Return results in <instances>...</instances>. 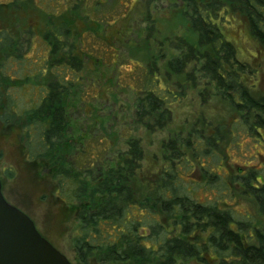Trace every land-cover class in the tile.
<instances>
[{"label":"trees","instance_id":"16d2710c","mask_svg":"<svg viewBox=\"0 0 264 264\" xmlns=\"http://www.w3.org/2000/svg\"><path fill=\"white\" fill-rule=\"evenodd\" d=\"M149 1L145 29L152 43L160 30L150 9H157V0ZM167 5L171 19L167 27L161 23L160 54L143 44V82L132 88V123L147 132L164 129L185 89L195 90L197 103L160 142L150 165L133 133L136 126L123 137L107 126L102 109L105 116L99 113L105 105L88 114L76 111L89 103L88 80L80 76L86 61L79 51L84 45L91 58L94 46L88 49L89 40L75 31L66 9L45 23L48 79L46 98L37 107L13 103L0 63V122L18 131L26 160L44 163L56 191L65 193L61 202L76 216L71 240L76 264H264V166L234 162V172L227 167L235 158L228 154L231 147L241 154L240 135L264 151V96L251 92L244 79L249 67L221 30L227 15L239 14L264 51V0H169ZM88 21L94 25L87 13L83 22ZM97 22L109 25L104 15ZM0 38L5 41L0 52L7 55L9 35L2 32ZM130 46L137 55L136 45ZM97 59L107 64L104 56ZM171 77L178 80L176 90L163 85V78ZM111 98L115 103L112 93Z\"/></svg>","mask_w":264,"mask_h":264},{"label":"rangeland","instance_id":"374dc122","mask_svg":"<svg viewBox=\"0 0 264 264\" xmlns=\"http://www.w3.org/2000/svg\"><path fill=\"white\" fill-rule=\"evenodd\" d=\"M98 2V0H0V30L6 28L10 29L12 33H16L17 25L19 28L32 30L34 42L26 53V61H22V67L27 66L30 72L33 67L38 65V63L34 64L37 59L36 55L44 52L45 47L41 34L45 31V23L48 18H56L66 9L67 12L64 15H68L74 20L75 31L77 28L78 33L83 37L82 39L89 40L88 49L94 46L91 58L84 55L87 51L84 45L83 50L79 51L80 54L83 52L82 57L86 61V70L80 72V76L85 74L88 80L86 84L88 85L89 103L83 107V111L81 109L76 111L81 112L82 115L88 114L92 112V107L101 103L105 105V108L99 107V111L102 109L106 113V118L109 119H106L107 126H111L116 132H122L123 137L129 133V126H136V133H133L141 140L146 152L147 166L150 165L151 156L158 153L160 142L166 138L169 132L175 130L177 125L190 114L193 105L197 103V99L194 97L195 90L192 88L185 89L183 100L172 107V120L164 129L147 132L141 127L137 129L138 126L132 123L134 122L136 96V92L132 88L140 89L143 82V70L140 68V66H145L143 44L149 42L148 47L152 46L155 54H160L159 51H161L162 43H164L160 42L161 33L165 30L161 23L167 27V25L169 26L167 19H171V16L168 15L167 4L169 0H157V9L155 7L150 8L156 26L161 32H156V40L152 43L145 29L149 25L146 21L147 17L150 16L146 14V4L150 5L149 0H100L103 5L97 4ZM89 7L94 8L96 13H89ZM87 13L91 16L94 25H91L90 21L83 22ZM103 15L107 17L108 26L100 25L97 22L103 18ZM79 18H82L83 23L79 21ZM59 20L60 18L56 19L55 22ZM9 22L16 26L11 27ZM221 30L228 41L235 46L238 59L246 62L249 67V73L245 75L244 79L252 89L251 92L255 96H264V51L250 34L245 18L239 14L227 15L223 20ZM131 44L136 45L137 55L130 52ZM101 56H104L106 65L96 62L97 58L101 60ZM112 61L113 70L111 66H108ZM17 71L18 66L13 64L11 75L19 77V71L15 73ZM163 80L165 81L163 85L168 83L171 89L176 90L179 87L178 80H175L174 77H171L169 81L164 78ZM197 85L199 87L200 83L197 82ZM12 93L16 104L18 103L20 107H23L25 100L21 96V91L15 89ZM111 93L113 98L115 97L113 104ZM24 98H28L27 95H24ZM90 105L92 106L90 107ZM103 115L105 116V114ZM75 116L78 117V115ZM236 143L241 154L232 153L233 147H231L228 154L231 157L235 156V158L233 161L230 158L228 166L226 165L229 170L225 169V172L227 170L234 172L237 169L234 162L239 166L244 164L256 168L264 166V157H258L255 160L248 157L251 154L254 155L255 152L262 154L264 151L261 150L260 146H257L255 142L250 143L242 135L239 136ZM19 144L21 145L18 131L10 130L0 124L2 194L9 205L19 209L32 220L42 237L59 250L72 264H76L75 253L71 247V240L75 234V213H72L61 202V199L65 198V193L56 191V186L47 172V166L44 163L43 165L40 163L34 164L35 166L31 165L32 163L26 160L22 149L20 150ZM255 145L256 148L254 149ZM244 155L246 157H243ZM245 206L248 207L246 203ZM190 264L196 263L191 262Z\"/></svg>","mask_w":264,"mask_h":264},{"label":"water","instance_id":"95a60500","mask_svg":"<svg viewBox=\"0 0 264 264\" xmlns=\"http://www.w3.org/2000/svg\"><path fill=\"white\" fill-rule=\"evenodd\" d=\"M0 264H72L3 197L0 182Z\"/></svg>","mask_w":264,"mask_h":264},{"label":"flooded vegetation","instance_id":"af4514ba","mask_svg":"<svg viewBox=\"0 0 264 264\" xmlns=\"http://www.w3.org/2000/svg\"><path fill=\"white\" fill-rule=\"evenodd\" d=\"M12 26H16L15 24H12V22H9ZM9 26V27H10ZM46 31V28H45ZM44 31V32H45ZM6 32L9 35V39L11 42V45H8L5 49V51L8 53L7 55H3L0 52V63L4 62L2 65V73H4L5 76H7V83H4V85L8 86V94L12 95V101L17 107L23 108V109H32L39 105L40 101L45 99L46 97V83L48 79V45L43 39V34H41V39L44 44V52L40 55H36V61L34 64L38 63L33 69L28 70V67L25 66L22 67V61H26V53L29 50L30 45L34 42L33 41V32L31 30L30 35V29L29 28H19V25H17V31L16 33H12L10 29L2 28L0 30V33ZM43 32V33H44ZM17 40V44L14 45L15 41ZM5 41H2L0 38V45ZM1 47V46H0ZM5 59V60H4ZM8 63V64H6ZM13 64L18 66L19 71V77L15 75H11V71L13 69ZM20 68V69H19ZM62 68H58V73H61ZM15 72V73H18ZM24 71V72H23ZM9 81V84H8ZM18 89L21 91V96L23 97L24 106L20 107V105L15 102V99L13 97L12 91ZM24 95L28 98H24ZM78 108V105H75ZM0 124L4 127L6 125H3L1 122ZM8 128V127H7ZM3 189V186L1 184V190ZM4 197V196H3ZM5 199V198H4ZM19 210V209H18ZM22 212V211H21Z\"/></svg>","mask_w":264,"mask_h":264}]
</instances>
